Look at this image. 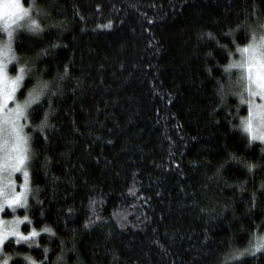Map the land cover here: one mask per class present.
I'll return each mask as SVG.
<instances>
[{
    "label": "trees",
    "instance_id": "16d2710c",
    "mask_svg": "<svg viewBox=\"0 0 264 264\" xmlns=\"http://www.w3.org/2000/svg\"><path fill=\"white\" fill-rule=\"evenodd\" d=\"M33 2L43 32L17 31L11 72L30 69L18 98L37 78L62 95L50 109L42 97L50 127L36 128L41 111L25 129L33 223L23 231L56 235L6 247L10 264H40L45 247L47 264H225L244 250L264 231V144L240 127L247 104L227 65L264 0H22ZM226 264H264V251Z\"/></svg>",
    "mask_w": 264,
    "mask_h": 264
},
{
    "label": "snow or ice",
    "instance_id": "6c2138e0",
    "mask_svg": "<svg viewBox=\"0 0 264 264\" xmlns=\"http://www.w3.org/2000/svg\"><path fill=\"white\" fill-rule=\"evenodd\" d=\"M251 3V0H249ZM33 10L39 11L35 3H31L25 7L22 0H0V33L5 35V39L0 40V264H10L13 260V255L5 251L6 247H10L13 243L20 245L27 244L29 248L37 244L36 237L41 235V232L55 236L56 233L51 227L45 226L39 231L35 227H31L26 233L21 230V225H31L32 219L29 215H15L18 208L27 210L29 204V196L33 194L31 173L28 170L31 162V136L25 131L31 127L30 113L36 112L39 117L41 111L43 119L36 128L43 133L45 127H50L48 124L49 111L43 110L44 100L47 98L49 109L51 108V97L57 92L62 95L58 86L56 91H53V83L44 81L39 78L36 84L27 91V96L22 103L17 101V93L24 86L26 74L30 71L25 65H20L17 69V74L11 76L9 74V65L15 62L19 64V58L15 55L14 41L19 29L27 28L33 33L43 32L41 23L33 18ZM256 12L259 9H255ZM247 14V13H246ZM111 21L104 27H111ZM250 35L249 43L240 47L237 45L236 51L241 54V59L233 61L227 65V69H238L240 76L236 81L241 91L236 93L241 98V103L249 105V116L242 118L240 127L246 132L252 141H264V103L255 104L253 98L259 97L264 101V15L257 16L255 25L245 26ZM231 34V30L229 35ZM212 37V33H207ZM55 47V45H53ZM226 48L227 46H221ZM226 69V70H227ZM68 66H64V75L59 79L63 80L68 75ZM221 102H224V97L227 95L225 86H220ZM245 94L248 99L245 100ZM10 105H12L10 107ZM47 139V137H44ZM232 160H240L242 164L251 173L258 165L246 163L234 154L230 155ZM220 165L216 169V175H221ZM22 174V182L17 184L15 179L16 174ZM56 179V177H53ZM211 179V177L209 178ZM241 191L244 190V184H239ZM19 189V190H17ZM262 194H264V183L260 185ZM37 192L39 189L36 190ZM134 193V188L129 189ZM256 192L252 193V206H256ZM39 203V201H37ZM90 206L95 205V201L89 202ZM6 209H10L13 213L12 219L3 218ZM69 213L72 209H68ZM97 220L101 219L99 216ZM95 221L87 220L85 227H90ZM121 227H124L121 224ZM256 227H264V221ZM255 243L249 241V247L243 251L236 250L234 254L225 253V264L227 261L239 260L240 257L250 254L255 256L256 253L264 251V234H259L254 237ZM63 245V241H61ZM38 246V245H37ZM50 251L44 248V260L40 264H47V254ZM17 256L20 253H16ZM29 264H37V261L30 255L23 257ZM63 259L62 256L57 257V262Z\"/></svg>",
    "mask_w": 264,
    "mask_h": 264
},
{
    "label": "rangeland",
    "instance_id": "374dc122",
    "mask_svg": "<svg viewBox=\"0 0 264 264\" xmlns=\"http://www.w3.org/2000/svg\"><path fill=\"white\" fill-rule=\"evenodd\" d=\"M24 6H25V5H24ZM25 7H26V6H25ZM34 12L36 13L37 11L33 10V12H32V16H33V18H34ZM25 29H27V28L25 27ZM5 38H6L5 35H4L3 33H1L0 40H3V39H5ZM248 43H249V42H248ZM240 59H241V54L238 52L237 55H236V57L234 58L233 61H237V60H240ZM12 64H13V63H12ZM12 64L9 65V74H10L11 76H15V75L17 74V70L11 72ZM18 67H19V65H18ZM18 67H17V68H18ZM232 71H234L235 76H237V78L240 76V71H239L238 69L233 68ZM240 91H241V89H240ZM18 93H19V92H18ZM18 93H17V101L20 102V103H22L23 100L26 98L27 95H26L23 99H19V98H18ZM244 99H245V100L248 99L247 94H245ZM253 100H254V103H255V104H261V103H264V101H261V100L259 99V97H254ZM246 104H247V103H246ZM11 106H12V105H10V107H11ZM248 116H249V105L247 104V114H246V116H245L244 118H246V117H248ZM248 137L250 138L249 135H248ZM250 140H251V139H250ZM251 141H252V140H251ZM254 142H260V143L264 144V141H260V140H255ZM15 179L17 180V184H19L20 182H22V174H19V173L16 174ZM17 190H19V189H17ZM25 211H26L25 209L18 208L17 211H16V213H15V215L23 216V215L26 214ZM12 216H13V213L11 212V210H10V209H6L5 213L3 214V218H4V219H7V220H11V219H12ZM24 226H25V225H21V230H22V231H23V227H24ZM27 231H29V230H27ZM25 233H26V232H25ZM259 234H264V231H263L262 233H259ZM259 234H257V235H259ZM255 236H256V235H255ZM255 236H254V237H255ZM254 237H253V239H252V243H255V239H254ZM248 247H249V245H248L246 248H248ZM246 248H245V249H246ZM242 251H243V250H242ZM262 252H263V251H262ZM248 255H250V254H248Z\"/></svg>",
    "mask_w": 264,
    "mask_h": 264
}]
</instances>
